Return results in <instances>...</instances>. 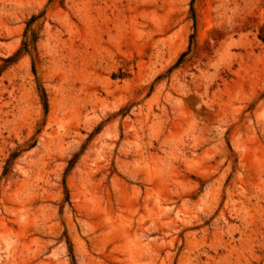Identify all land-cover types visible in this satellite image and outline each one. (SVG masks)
I'll list each match as a JSON object with an SVG mask.
<instances>
[{
  "label": "rangeland",
  "instance_id": "rangeland-1",
  "mask_svg": "<svg viewBox=\"0 0 264 264\" xmlns=\"http://www.w3.org/2000/svg\"><path fill=\"white\" fill-rule=\"evenodd\" d=\"M0 264H264V0H0Z\"/></svg>",
  "mask_w": 264,
  "mask_h": 264
},
{
  "label": "trees",
  "instance_id": "trees-1",
  "mask_svg": "<svg viewBox=\"0 0 264 264\" xmlns=\"http://www.w3.org/2000/svg\"><path fill=\"white\" fill-rule=\"evenodd\" d=\"M18 156V154L14 153L11 155V158L8 160V162L6 163V168H5V174H7L8 172H10V169L13 165V161L14 159Z\"/></svg>",
  "mask_w": 264,
  "mask_h": 264
}]
</instances>
